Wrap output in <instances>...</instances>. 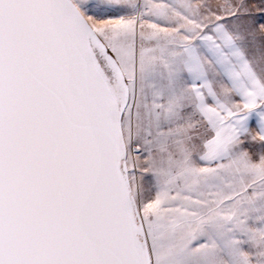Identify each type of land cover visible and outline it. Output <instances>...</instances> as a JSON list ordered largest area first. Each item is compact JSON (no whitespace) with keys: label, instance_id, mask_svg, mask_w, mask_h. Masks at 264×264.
<instances>
[{"label":"snow or ice","instance_id":"6c2138e0","mask_svg":"<svg viewBox=\"0 0 264 264\" xmlns=\"http://www.w3.org/2000/svg\"><path fill=\"white\" fill-rule=\"evenodd\" d=\"M0 264H264V0H0Z\"/></svg>","mask_w":264,"mask_h":264}]
</instances>
